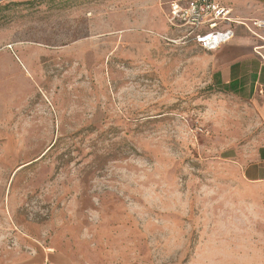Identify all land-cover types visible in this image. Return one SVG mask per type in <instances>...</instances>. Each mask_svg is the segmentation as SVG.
I'll use <instances>...</instances> for the list:
<instances>
[{"label": "rangeland", "instance_id": "374dc122", "mask_svg": "<svg viewBox=\"0 0 264 264\" xmlns=\"http://www.w3.org/2000/svg\"><path fill=\"white\" fill-rule=\"evenodd\" d=\"M173 1L0 0V264H264L257 118Z\"/></svg>", "mask_w": 264, "mask_h": 264}, {"label": "crops", "instance_id": "0c3cea01", "mask_svg": "<svg viewBox=\"0 0 264 264\" xmlns=\"http://www.w3.org/2000/svg\"><path fill=\"white\" fill-rule=\"evenodd\" d=\"M219 1L225 3L224 0ZM255 3L264 5V0H253L247 4ZM233 5L237 9L234 11L231 8L232 16L238 19L233 25L234 38L218 50L209 52L212 79L221 91L249 102L254 110L259 124L258 132L246 144L230 152L228 158L235 161L242 180L260 191V201L264 204V56L261 49H258L257 39L248 33L249 29L241 27H246L249 22L243 18L248 16L249 12L239 8L244 6V1L235 0ZM258 30L264 31L260 28ZM54 262L60 261L55 259Z\"/></svg>", "mask_w": 264, "mask_h": 264}, {"label": "built area", "instance_id": "2783aa9c", "mask_svg": "<svg viewBox=\"0 0 264 264\" xmlns=\"http://www.w3.org/2000/svg\"><path fill=\"white\" fill-rule=\"evenodd\" d=\"M238 19L219 0H174L170 4L169 24L184 29L183 39L193 41L201 50L212 52L229 43ZM264 30V21L254 23Z\"/></svg>", "mask_w": 264, "mask_h": 264}]
</instances>
